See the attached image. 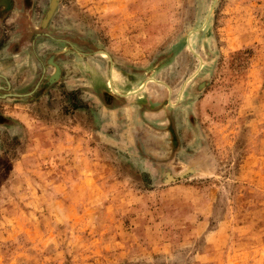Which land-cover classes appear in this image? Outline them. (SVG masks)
Here are the masks:
<instances>
[{"label": "rangeland", "instance_id": "obj_1", "mask_svg": "<svg viewBox=\"0 0 264 264\" xmlns=\"http://www.w3.org/2000/svg\"><path fill=\"white\" fill-rule=\"evenodd\" d=\"M211 1L0 0V264H264V0Z\"/></svg>", "mask_w": 264, "mask_h": 264}, {"label": "water", "instance_id": "obj_2", "mask_svg": "<svg viewBox=\"0 0 264 264\" xmlns=\"http://www.w3.org/2000/svg\"><path fill=\"white\" fill-rule=\"evenodd\" d=\"M54 1L55 0H50V2H49V5H48V7H47V11H46V13H45V15H44V17H43V21L44 20H46V18L47 17H49L50 16V13L52 12V8H53V6H54ZM213 2H214V0H212L211 1V7H212V4H213ZM211 7H210V10H211ZM54 78H52V79H49V81H52ZM167 180H169V181H172L173 179L172 178H166Z\"/></svg>", "mask_w": 264, "mask_h": 264}, {"label": "flooded vegetation", "instance_id": "obj_3", "mask_svg": "<svg viewBox=\"0 0 264 264\" xmlns=\"http://www.w3.org/2000/svg\"><path fill=\"white\" fill-rule=\"evenodd\" d=\"M3 3H5V5H7V1H5V2H3Z\"/></svg>", "mask_w": 264, "mask_h": 264}]
</instances>
